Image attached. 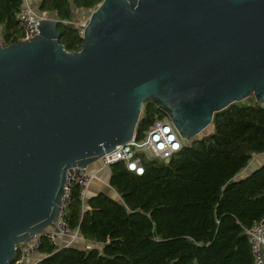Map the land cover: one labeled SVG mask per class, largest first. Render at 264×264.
<instances>
[{
	"label": "water",
	"instance_id": "water-1",
	"mask_svg": "<svg viewBox=\"0 0 264 264\" xmlns=\"http://www.w3.org/2000/svg\"><path fill=\"white\" fill-rule=\"evenodd\" d=\"M82 14L77 52L53 14L0 42V264L54 224L67 170L134 138L144 103L189 143L229 105H264V0H101Z\"/></svg>",
	"mask_w": 264,
	"mask_h": 264
},
{
	"label": "trees",
	"instance_id": "trees-1",
	"mask_svg": "<svg viewBox=\"0 0 264 264\" xmlns=\"http://www.w3.org/2000/svg\"><path fill=\"white\" fill-rule=\"evenodd\" d=\"M100 2L32 4L38 14H53L59 44L70 53L82 42L76 13L92 11ZM21 6V0H0L4 46L23 38ZM163 118L156 105L144 103L135 138L143 139ZM206 129L168 161L141 157L142 175L122 163L111 165L115 196L100 191L82 204L73 186L66 226L90 245L59 248L41 239L36 264H253L245 231L264 220V165L239 175L253 155L264 153V105L252 96L233 103L214 113Z\"/></svg>",
	"mask_w": 264,
	"mask_h": 264
},
{
	"label": "built area",
	"instance_id": "built-area-1",
	"mask_svg": "<svg viewBox=\"0 0 264 264\" xmlns=\"http://www.w3.org/2000/svg\"><path fill=\"white\" fill-rule=\"evenodd\" d=\"M21 2L22 6L17 13V19L23 32L21 41H26L38 33L36 25H38L40 17L33 5L30 4V0H21ZM79 34L82 37V30ZM164 113L165 118L155 120L150 129L145 133L143 139L137 140L134 136L124 146H117L109 153H105L99 158L98 163L104 169L109 168L115 163H122L127 171L135 175H142L143 162L141 157L168 161L189 142H185L180 138L171 124L168 114ZM65 177L62 204L54 224L41 235L31 237L28 243L18 244L13 264H23L27 258L35 254L40 246L41 239H46L51 245L59 248H67L77 244L81 239L77 230L74 232L68 230L65 219V208L71 201L73 186L78 187L79 198L82 204L84 203L85 192L93 182L98 180V172L90 168L75 167L67 170ZM245 233L251 245L253 264H264V220L255 227L246 230Z\"/></svg>",
	"mask_w": 264,
	"mask_h": 264
},
{
	"label": "crops",
	"instance_id": "crops-1",
	"mask_svg": "<svg viewBox=\"0 0 264 264\" xmlns=\"http://www.w3.org/2000/svg\"><path fill=\"white\" fill-rule=\"evenodd\" d=\"M78 13H76L77 15ZM252 161V162H251ZM251 164L248 165V167L239 175L240 177H243L245 175H247L249 172H251L254 169H257L258 167H260L261 165H264V153L263 154H257V155H253L252 160H251ZM92 170V168H90ZM100 174V173H99ZM98 174V175H99ZM105 177L107 182L109 179V171L108 170H104V174H101V176L99 175V180H101V178ZM101 181L99 182H93L88 189L85 192V199L90 197V196H94L95 194H97L98 192L101 191ZM81 237V236H80ZM77 245L80 247H86L89 246L90 244L87 243L86 241H84L81 237V239L77 242ZM41 256L39 255L38 252H36L35 254H33L32 256H30L29 258H27L23 264H36L39 260H40Z\"/></svg>",
	"mask_w": 264,
	"mask_h": 264
},
{
	"label": "rangeland",
	"instance_id": "rangeland-1",
	"mask_svg": "<svg viewBox=\"0 0 264 264\" xmlns=\"http://www.w3.org/2000/svg\"><path fill=\"white\" fill-rule=\"evenodd\" d=\"M33 1V2H32ZM36 4V0H30V4L31 5H33V4ZM84 16H83V14L82 13H78L77 15H76V17H75V19H76V25L77 26H79V27H82L83 25H84V22H85V19L83 18ZM208 131V129H206V130H204V132H202V133H206ZM199 136V135H198ZM252 162V161H251ZM251 162L249 163V165L251 164ZM99 164V165H98ZM90 168H92V170L93 171H96V172H98V174L101 176V174H104V170H106V169H104L103 168V166L100 164V163H98V162H96V163H94ZM99 175H98V180H97V182H99V181H101V190L104 192V193H106V194H110L111 196H115V194H114V192H113V190L109 187V185H108V182H107V180H106V178L105 177H103V178H101V180H99ZM96 182V181H95ZM94 182V183H95Z\"/></svg>",
	"mask_w": 264,
	"mask_h": 264
}]
</instances>
